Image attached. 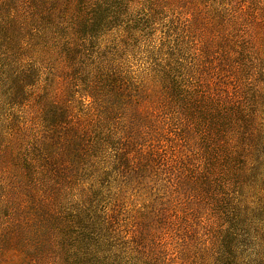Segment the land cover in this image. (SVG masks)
Listing matches in <instances>:
<instances>
[{
  "label": "rangeland",
  "instance_id": "374dc122",
  "mask_svg": "<svg viewBox=\"0 0 264 264\" xmlns=\"http://www.w3.org/2000/svg\"><path fill=\"white\" fill-rule=\"evenodd\" d=\"M0 264H264V0H0Z\"/></svg>",
  "mask_w": 264,
  "mask_h": 264
},
{
  "label": "trees",
  "instance_id": "16d2710c",
  "mask_svg": "<svg viewBox=\"0 0 264 264\" xmlns=\"http://www.w3.org/2000/svg\"><path fill=\"white\" fill-rule=\"evenodd\" d=\"M96 10H97V8H96ZM73 11H75V10L73 9ZM77 11H80L79 8L77 9ZM75 18H76L75 15L72 14L71 17H70V20H75ZM86 26H88V24L84 25V23H82L80 20L79 21L75 20L72 23V30L77 33L80 30H83Z\"/></svg>",
  "mask_w": 264,
  "mask_h": 264
}]
</instances>
